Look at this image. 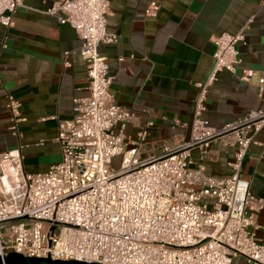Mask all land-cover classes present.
I'll return each mask as SVG.
<instances>
[{
    "label": "built area",
    "instance_id": "built-area-1",
    "mask_svg": "<svg viewBox=\"0 0 264 264\" xmlns=\"http://www.w3.org/2000/svg\"><path fill=\"white\" fill-rule=\"evenodd\" d=\"M22 0H0V25L8 28ZM109 0H56L46 10L68 24L80 40L77 52L87 65L86 93L73 99V116L57 123L60 160L47 170L28 173L19 148L0 154V257L24 256L102 264H264V243L255 237V218L264 198L250 190L240 175L242 160L254 135L264 126V108L245 112L222 126L204 117L208 88L222 70L239 63L242 30L213 38V64L197 82L188 139L163 143L155 153L137 157L146 127L134 147L125 146V128L133 113L109 92L113 77L105 44L118 41L109 31ZM160 5L150 1L145 14L155 17ZM68 53L65 52V54ZM122 60V58H119ZM254 71L241 68L250 82ZM255 86L264 92V76ZM19 101L7 95L9 132L20 137ZM235 146L226 162L227 176L206 173L194 163L212 143ZM121 155L120 168L112 159Z\"/></svg>",
    "mask_w": 264,
    "mask_h": 264
},
{
    "label": "crops",
    "instance_id": "crops-1",
    "mask_svg": "<svg viewBox=\"0 0 264 264\" xmlns=\"http://www.w3.org/2000/svg\"><path fill=\"white\" fill-rule=\"evenodd\" d=\"M56 0H22L9 27L0 25V154L19 148L28 173L44 172L60 160L57 123L73 116V99L86 93L87 65L74 50L80 40L68 24H60L46 10ZM152 0H109L107 29L118 41L105 44L109 88L115 102L133 113L125 128V147L133 148L137 132L147 125L137 157L158 151L163 143L188 139L197 82L213 64V38L242 30L239 63L234 72L222 70L208 88L204 117L213 126L240 118L248 110L264 108V92L255 86L264 76V0H155V17L145 14ZM65 54V52H67ZM122 58V60H119ZM241 68L254 71L250 82L239 78ZM20 103V137L9 132L7 95ZM235 146L215 142L194 163L222 177ZM240 175L250 190L264 198V126L254 135L242 160ZM255 237L264 243V208L255 218Z\"/></svg>",
    "mask_w": 264,
    "mask_h": 264
},
{
    "label": "water",
    "instance_id": "water-1",
    "mask_svg": "<svg viewBox=\"0 0 264 264\" xmlns=\"http://www.w3.org/2000/svg\"><path fill=\"white\" fill-rule=\"evenodd\" d=\"M0 264H102L76 260L51 259L49 257L24 256L18 252H9L0 257Z\"/></svg>",
    "mask_w": 264,
    "mask_h": 264
},
{
    "label": "rangeland",
    "instance_id": "rangeland-1",
    "mask_svg": "<svg viewBox=\"0 0 264 264\" xmlns=\"http://www.w3.org/2000/svg\"><path fill=\"white\" fill-rule=\"evenodd\" d=\"M121 155L120 156H116L112 159V167L115 169H119L120 168V163H121ZM233 264H243V259L241 258H234L233 259Z\"/></svg>",
    "mask_w": 264,
    "mask_h": 264
}]
</instances>
